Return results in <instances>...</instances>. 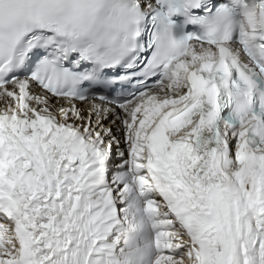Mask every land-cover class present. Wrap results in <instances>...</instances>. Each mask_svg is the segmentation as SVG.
<instances>
[{"label":"snow or ice","instance_id":"1","mask_svg":"<svg viewBox=\"0 0 264 264\" xmlns=\"http://www.w3.org/2000/svg\"><path fill=\"white\" fill-rule=\"evenodd\" d=\"M0 264H264V0H0Z\"/></svg>","mask_w":264,"mask_h":264}]
</instances>
